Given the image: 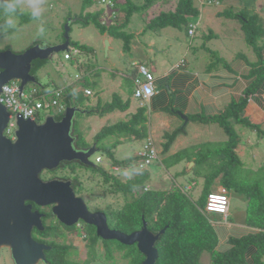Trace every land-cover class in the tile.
<instances>
[{"label":"crops","instance_id":"0c3cea01","mask_svg":"<svg viewBox=\"0 0 264 264\" xmlns=\"http://www.w3.org/2000/svg\"><path fill=\"white\" fill-rule=\"evenodd\" d=\"M109 1L110 0H102L92 5L93 10H103L101 20L106 24L113 23L116 16L122 17L121 15L123 14H120V12L113 7L114 4L110 5ZM131 1L136 4L138 3L137 0ZM143 1L144 0H141L139 4L143 3ZM170 1L173 2L172 5H174V2L177 0H158L151 4L147 10L134 12L141 14L143 18V24L135 32L128 30V26L131 22L130 20L134 13L131 15L125 27L128 32L133 34L129 48L133 56L129 58L128 63L122 62L123 60L121 59V55L125 51L122 47V41L121 48L118 50L119 55L114 59H110V50L114 52L115 38L106 33L100 34L98 32L101 41L105 42V39H108L107 52L105 48L103 51L102 47L101 52L102 54L105 53V57L109 61L110 73L117 76H110L107 83H105L104 77L102 76L104 72L99 71L101 69L100 67L94 66L93 69H88V72L93 78L91 82L95 84V87L96 83H98V93L93 97L90 103L92 106L90 109L86 106L85 108H81L83 111L85 109L92 110L93 113L87 114L82 111L81 114L87 115V118L90 119V125L95 126L96 123H99V127L95 130V134L93 135L95 139V135L106 126L105 124L114 125L119 122L129 121L131 117L141 111L142 117H144L143 122H140V118L134 122L141 128L138 133L144 135L141 138H136L135 133L129 135L128 133L125 135L119 134L117 135L119 139L116 141L118 142L116 145L131 139H141V148L137 147L131 150L130 157H133L138 152L144 150L147 140H151L153 146L157 150L158 156L156 160L150 163L147 170H145L146 177L151 173L154 174L156 172L172 169L177 174L189 176L190 183L184 185L183 183L175 182L176 184L174 185L171 184L158 189L168 190L176 185L180 188L186 186V189L189 191L191 190V185L194 184L197 179H193V167L196 166L194 161L183 158L177 163L167 164L165 160L171 159L173 154L184 148L198 145L202 142H224L228 139L226 135L219 137L218 129L222 127L219 123L204 122L197 120L195 117H210L223 113L232 102L240 101L253 82L254 76H250L251 65L257 63L260 57L264 59V35L262 36V47L260 46L259 51H256L252 45H248V47L241 51L240 48L245 45L244 40L238 42L235 49L231 51L226 41L222 38L226 37V40L235 43L238 40L237 35L242 33L240 25L233 22L237 17H232L231 14L227 13L229 10H232V8L241 10L251 9L252 11L256 9V11L260 12V17L264 25V0H193L197 12L187 17V26L177 28L178 31L176 32L173 30L175 33H169L170 30H167L168 27L172 26H166L156 30L148 29L147 23L149 20L163 10L162 8L167 7L168 10L170 5L167 3ZM211 5H215L217 8H213ZM241 14L242 12H240V15ZM229 19L230 21L228 22ZM239 20H241V17H239ZM191 24L194 25L195 28L194 32L189 34L188 30ZM198 28L199 33L197 34ZM145 29L152 30L151 33L153 34L147 35ZM183 32H185L191 42L189 44L187 43L186 46L179 40V35L182 36ZM165 34H172V37L170 38ZM156 40H158V46H155ZM61 41L60 39L51 44H56ZM169 42L173 43L169 46ZM174 42L180 44V52H188L187 58L182 57L177 61L171 62L169 56L164 58L160 55L161 53H166ZM215 42H221L224 46H228V50L231 51L228 57H226L224 46L219 43L215 44ZM145 47H147V53L142 51V55L139 56L141 48ZM95 50L94 48V52H96ZM202 52L205 54H202ZM209 52L219 53L220 56L211 59L206 55ZM147 59L151 60L150 66L153 71L149 68V62L146 61ZM137 63L146 65L154 76L153 84L155 92L153 95L143 100L133 95L134 85L132 76L137 73L135 68ZM51 83L54 82L52 81ZM65 85L75 86L76 90H79L83 94L82 101L87 96L84 94L85 88L92 91L90 95L94 93L93 89L87 85L82 87L80 84L75 85L73 82H68L62 85V87ZM114 96H118L122 102H126L128 107L125 110L117 108L112 111L100 113L103 105L109 103ZM77 106H79V103ZM240 115L251 118V123L257 125L262 124L264 127V82L253 92L248 94L246 106L241 111ZM229 120L233 126L236 127L237 134L244 133L245 129L241 124L234 121L232 117L229 118ZM107 121H109V123ZM178 129L181 131L177 133L168 148L165 149L164 144L167 140L168 133ZM79 135L80 134H78V136ZM239 142L242 143L241 139H239ZM240 143L236 148L238 147L237 149L241 154L243 149ZM115 146L111 151L116 161L129 158H124L122 156L119 158ZM193 158H195V156H193ZM135 159H133V161L131 160L126 165L119 166L113 163V160L110 158L106 165L112 171L123 169L124 172L120 176L122 178L119 177L120 180L123 181V177L126 175L127 179L130 178L131 170H127L130 167H136L134 163ZM242 161L244 164L243 158ZM159 176L162 181V173ZM161 181L158 180V183ZM144 187L151 189V185L148 183L143 185V188ZM213 191L224 192L229 196V207L226 216L216 213L209 214V219L217 239L216 250L219 252H226L231 247L230 239L247 237L259 229L245 222L246 200L242 202L243 205L241 204V210L240 207L235 210L234 207H231L232 197L230 193L219 183L213 185ZM254 252L255 247L249 246L247 248L244 256V264H253ZM200 263L211 264V256L208 251H204L200 255Z\"/></svg>","mask_w":264,"mask_h":264},{"label":"trees","instance_id":"16d2710c","mask_svg":"<svg viewBox=\"0 0 264 264\" xmlns=\"http://www.w3.org/2000/svg\"><path fill=\"white\" fill-rule=\"evenodd\" d=\"M101 0H82L83 9L86 6H92ZM113 7L117 9L122 17L116 16V19L111 24H106L101 20L103 13L102 9H97L92 12H87L83 16L81 25L92 24L100 34H107L113 38L120 39L122 41L123 50H129L130 41L133 34L125 30L131 15L134 12H142L147 10L151 4L158 0H144L141 4H136L131 0H110ZM168 1V0H166ZM197 12L194 7L193 0H177L174 5L170 6L168 10H161L158 14L147 23V28L156 30L158 28L172 26L176 28H182L187 26V17ZM21 17L22 14L18 13ZM231 16L237 17L232 14ZM243 18V28L246 33V40L249 42L256 51H259V46L256 42L261 38L260 27H255L251 24V19L248 20L244 15L239 16ZM22 18V17H21ZM122 18V20H121ZM32 20L31 14L23 16L22 22ZM71 27V23H70ZM71 31V28H70ZM261 36V37H260ZM63 41V35L61 36ZM80 53L90 54L94 52V48L90 45L74 41L70 38V48L64 53ZM63 53V54H64ZM77 63V59L74 57L67 59ZM42 60H36L33 62L31 69L32 74H36V70L41 66ZM79 62L78 65H81ZM251 75L254 76L253 82L245 92V95L238 102H232L230 106L221 114L203 117L196 116L195 118L204 122H217L226 131L229 136L224 142H202L198 145H193L188 148L179 150L171 156V159H166L165 162L177 163L178 161L186 158L193 160L194 164V177L203 176V186L198 204L196 200H192L188 194L183 192L180 187L173 186L168 190H159L151 188L144 190L138 196H133L131 200L124 201L121 207L117 210H111L108 216V225L110 228L120 230L125 233H130L134 230L140 229L143 221H146L147 228L153 232H158L164 228V232L159 236L155 242V247L158 251V257L156 259L157 264H201L200 255L204 251H208L211 256V264H244V256L249 246L255 247L253 254V264H264V164L261 163L259 167L246 168L240 157V152L236 148V141L238 140L237 133L235 134L234 128L231 127L229 118H234L239 124H243L245 127L255 130L257 124L251 123L248 119L240 116L241 111L244 109L247 103L248 94L253 92L262 82H264V59L259 58L255 63V70H251ZM37 87L40 91H51L53 88H59L57 84H53L49 88L47 84H41L40 86L31 84ZM86 85V84H84ZM42 88V89H41ZM64 95L65 102L68 105H77L79 101H82L83 94L76 90L73 85H65ZM39 91V92H40ZM128 107L126 102L118 96H114L113 99L103 105L100 113L112 111L114 109L125 110ZM87 114H92L93 111L85 109L83 111ZM58 119L59 116H56ZM143 122L142 112L131 117V120L126 122H119L118 124L105 126L95 135L96 145L99 146V142L106 136L115 132L119 134H133L136 138H141L143 135L138 133L137 125L134 122L139 120ZM126 131V133H123ZM181 130H174L167 135V140L164 144V148L167 149L170 143L173 141L177 133ZM74 134H76L74 129ZM78 135V134H77ZM80 135L77 139V144L82 142L83 146L87 143L81 140ZM239 141V140H238ZM99 146L100 152L106 153L109 158L113 160V163L123 166L129 163L133 157H129L126 160L116 161L113 157L111 149L117 144ZM195 156V158H193ZM96 167V166H95ZM91 167V169H100L103 174L104 180L108 182L113 181L115 188L118 185L124 190H127L140 178L132 181L130 185H125L120 182L119 179L111 177L101 168ZM204 167H206L204 169ZM257 169V170H256ZM128 184L130 182H127ZM219 183L227 192L235 191L244 196L246 200L245 209V222L246 224L256 227L259 230L253 234L240 238L230 239L231 247L226 252H219L216 250L217 239L212 228L209 214L204 213L206 197L208 193L213 191V185ZM116 189V191L118 190ZM132 194H134L131 191ZM214 214V213H213ZM71 229V227H66ZM86 230L90 244L88 245L89 251H93V244L100 239L96 235L95 227L93 225L86 224ZM106 246L105 258L114 259L113 252L120 251L121 257L126 260V264H142L144 255L139 252L136 244L125 245L116 240H102ZM110 244V245H109ZM52 249L47 252L46 259L50 264H75L69 261L68 252L64 244L52 242ZM112 245V247H111ZM95 254H92V258Z\"/></svg>","mask_w":264,"mask_h":264},{"label":"rangeland","instance_id":"374dc122","mask_svg":"<svg viewBox=\"0 0 264 264\" xmlns=\"http://www.w3.org/2000/svg\"><path fill=\"white\" fill-rule=\"evenodd\" d=\"M136 1V0H134ZM141 0H137V4L139 5ZM176 3V1H175ZM194 3V2H193ZM17 6L22 8L23 10L26 9V7L31 6L32 12H30L32 16V20L26 24H22L19 28H17L18 19H15V15L13 16L14 12L9 13L7 10L9 9V6L2 5L0 6V14H5L11 17V21H0V33L4 34L3 38H0V49H3L6 47V45L9 44L11 47V50L14 52H20L25 50L29 44H31L33 41H36L38 43L47 42H57L61 39V36L63 35V28L64 24L67 20L71 21V31L69 33V36L72 40L78 41L80 43H84L87 45L92 46L95 48L96 52L90 53V54H80V53H72V56L77 59L78 61L72 62L70 60L64 59V52H59L53 55L50 59L42 60V64L40 67L36 70V76L38 79L42 82V84H47L50 87H52L53 84H57L59 87H62V85L73 82L75 85H81L84 87L86 84L88 87L93 89L94 93L92 95H87L83 101H79V107L85 108L88 107L89 109L91 106V101L93 100V97L97 95V85L94 86L91 82L92 76L88 72V69H93V67H100L101 69L99 71H103L102 76L104 77L105 83H107L108 78L115 77L117 75L110 73V67H109V61L105 57V53L102 54L101 47L104 51V42L101 41V38L99 37V31L92 25H81L83 16L87 12L94 11L92 6H86L83 9L82 6V0H18L16 2ZM170 6H172L173 2L167 3ZM195 4V3H194ZM45 6V7H44ZM213 8H217L215 5H211ZM27 7V8H28ZM34 9V11H33ZM163 10H167L166 8H162ZM26 11V10H25ZM35 12V14H33ZM240 12H242L241 15H244L248 18V20H252L251 24L255 25V27H260L257 29H261V36L264 35V25L260 17L259 11H252L251 9H233L229 10V14H235L237 15V18H235V21L240 25V30L242 33H239L237 35V42H229L226 40V37L222 38L226 43L228 44L231 51L235 49V46L240 41H245V45L240 48L241 51L248 47V45H251L246 40V33L245 29L243 28V18L241 17V20H239ZM5 15H1L0 17H5ZM231 17V16H230ZM233 17V16H232ZM13 18V19H12ZM142 15L139 13H134L132 15V19L130 20L129 24V31L135 32L137 29L141 27L143 24ZM197 19V17H196ZM230 19L228 20V22ZM17 24V25H16ZM12 27H16L14 31H12L10 34H7V31H10ZM146 28V26H145ZM126 30V29H125ZM147 31V35H151L153 33L152 30L145 29ZM167 30H170L169 33L173 32L175 33L178 31L177 28L168 27ZM175 32H174V31ZM146 33V32H145ZM164 33V31H163ZM199 33V28L197 30V34ZM227 34V33H226ZM168 37H172V34H165ZM260 36V37H261ZM179 40L182 41L185 46L187 43H191L189 41L188 36L185 34V32L182 33V36L179 35ZM264 37V36H263ZM263 37L259 38L256 42L257 46L262 47V40ZM191 40V39H190ZM173 42H169V46ZM222 44L221 42H215V44ZM223 45V44H222ZM154 46V45H152ZM155 46H158V40L155 42ZM224 46V45H223ZM228 46H224L226 57H228L230 50H228ZM252 47V46H251ZM121 48V40L116 39L114 40V52L110 50V59L116 58L118 54V50ZM180 44L174 42V44L168 49L166 53H161L160 55L164 58L170 57V61H177L182 57L187 58L188 52H180ZM186 50V49H185ZM142 51L147 53V47L141 48L139 52V56L142 55ZM155 51V50H154ZM132 52V51H131ZM129 50H125L123 54L121 55L122 62L128 63L129 58L133 56ZM149 53V52H148ZM136 54V53H134ZM155 54V53H154ZM202 54H205L202 52ZM211 59H215L216 57H219V53H207L206 54ZM149 62L148 66L153 71V69L150 66V59L146 60ZM79 62H82V66L78 65ZM251 70H255V64L251 65ZM136 68V65H135ZM148 68V69H149ZM149 69V70H150ZM150 70V71H151ZM252 77V75L250 74ZM256 78V75H254ZM54 83H51V82ZM28 87V86H26ZM87 101V102H86ZM53 111V110H52ZM46 112H39L38 118L42 121ZM241 116V115H240ZM243 118L248 119L249 121L251 118L243 116ZM230 123L231 121L228 120ZM109 123V121H107ZM251 122V121H250ZM106 126H110L108 124H105ZM245 131L243 134H237L234 136H238V140L241 139L242 143H240L238 140L236 141V146L241 145L242 153L240 154L241 159L244 160V166L246 168H255L256 166H261V163L264 164V127L262 124H259L255 130H251L247 127H245L243 124ZM99 127V123H96L95 126L90 125V119L87 118L86 114L76 113L74 120H73V128L75 129L76 134L81 135V140H86L87 143L86 146H89L90 143L94 142L95 139L93 138V135L95 134V130ZM220 127V126H219ZM231 127L234 128L235 134L237 133L236 127L233 126L231 123ZM138 131L141 129L138 126L136 127ZM123 133H126V131H123ZM219 137H223L226 135V137H229L226 134V131L223 127H220L218 129ZM13 135V134H12ZM217 137V136H216ZM218 137V138H219ZM217 138V139H218ZM119 136H117V133L113 132L106 136L102 141L99 142V146H102V144L105 145H112L111 143H116L118 141ZM204 139V138H199ZM142 140H127L126 142L122 144L116 145V153L118 157H130L131 156V150L138 148H141ZM80 146H83L82 142H79ZM98 146V147H99ZM238 148V147H237ZM101 156L102 161L101 162H95L96 156ZM135 159V155L133 156ZM91 159L95 162V164L98 166V168L103 169L107 172V174L111 175V177H115L120 180V177L122 173L124 172L123 169L119 171H112L108 168L106 163L109 161V157L106 153L98 152L91 156ZM133 161V159H132ZM135 161V160H134ZM150 165V164H149ZM149 165L145 166L143 169H139L137 167H130L127 171L131 170L130 178L127 179V175L123 177V181L120 180L122 184L130 185L132 181H135L136 179L140 178L138 181H136L133 186L128 188L127 190H124L122 187L118 188V185L115 188L113 181L109 180L106 182L104 180L103 174L100 172V169H91L88 167H79L75 166L76 168L72 169L69 167L68 169H64L62 171V174L65 172L68 176H71L72 178H76L80 181L81 187H77L76 191H78L79 195L81 196L88 207H90L92 210H98L102 209L105 213H107V216L110 215L111 210H117L121 207V205L124 203V201L131 200L133 196H138L141 192L144 190H149L147 187L143 188V185L146 183L151 185V188H162L164 186L174 185L175 182L188 184L190 183L189 176L185 174H177L174 170H168V171H161L156 172L154 174H148L146 177L145 170L149 167ZM155 166V165H154ZM206 167H204L205 169ZM194 169V167H193ZM100 170V171H99ZM133 170V171H132ZM257 170V169H256ZM74 172L75 175H71ZM162 173L163 180L161 181V177L159 176ZM58 174H61V172H58ZM140 176V177H138ZM120 177V178H119ZM132 178V180H131ZM196 182L191 185V190L188 191L186 189V186L184 188H181L183 192L188 194L192 200H196V202L199 204V196L201 194V189L203 186L204 178L203 176L196 177ZM158 180L161 181L158 183ZM173 180V182H172ZM127 182H130L129 184ZM179 187V186H178ZM134 194L131 193V191ZM230 196L232 197L231 200V207H234L235 210H237L240 207V210L242 208V202L245 200L244 196L235 192L230 191ZM236 198V199H235ZM238 198V199H237ZM240 198V200H239ZM242 204V205H241ZM90 210V209H89ZM62 224L58 223V225H54L52 227V233H55L56 231H62ZM78 236L72 237L67 239L66 242L70 244L71 250L76 251V254L70 255L69 261L76 262L75 264H126V260L121 257L120 251H114L113 257L114 259H106L105 258V250L102 248L100 239L96 241V243L93 244V251H89L88 245L90 244V241L88 239V234L86 228L79 229L76 231ZM53 240L56 243L62 244L65 240L61 236H53ZM92 254H95L92 258ZM11 256L8 254V252L5 250H0V264H13L11 262Z\"/></svg>","mask_w":264,"mask_h":264},{"label":"water","instance_id":"95a60500","mask_svg":"<svg viewBox=\"0 0 264 264\" xmlns=\"http://www.w3.org/2000/svg\"><path fill=\"white\" fill-rule=\"evenodd\" d=\"M70 21L63 28V41L40 46L36 43L23 51L0 50V92L4 84L17 80L19 90L25 85L42 82L31 73L33 62L53 57L70 48ZM108 39L104 48L107 52ZM83 110L77 105H68L57 119L46 115L41 122L16 116L15 140L3 132L8 122V110L0 102V249L10 252L13 264H38L45 261L44 250L50 246L31 238V227L37 213L27 215L23 199H32L38 205H52V214L61 223L71 226L78 221L95 227L96 235L103 240H116L125 245L136 244L144 255L142 264H157L158 251L155 242L164 228L153 232L143 221L140 229L125 233L110 228L104 211H89L83 198L75 195L71 181L58 177L43 181L39 173L55 169L62 162H74L84 167H95L91 156L100 152L95 143L78 147L73 120ZM20 209V212H19ZM35 219V220H34ZM38 220V219H37ZM36 225L39 226L38 222Z\"/></svg>","mask_w":264,"mask_h":264},{"label":"built area","instance_id":"2783aa9c","mask_svg":"<svg viewBox=\"0 0 264 264\" xmlns=\"http://www.w3.org/2000/svg\"><path fill=\"white\" fill-rule=\"evenodd\" d=\"M102 1V0H101ZM110 5L112 3L109 1ZM194 25L189 26V34L194 32ZM76 53V51L74 52ZM64 59L72 58V53H64ZM137 73L132 76L133 81V95L138 99H145L154 94V76L148 67L144 64H136ZM28 86V87H26ZM42 89V88H41ZM37 87L31 84L25 85L23 90H19V83L17 80H11L4 84L0 92V102L4 104L8 110V122L6 126L7 134H14L16 128V116H21L23 119L36 120L41 122L38 118L39 112H46L45 116L52 114L61 116L68 106L65 102L64 88H53L51 91H40ZM92 91L88 88L84 89V94L90 95ZM53 110V111H52ZM44 116V117H45ZM158 156L157 150L152 144L151 140H147L144 150L135 155V165L139 169H143L152 161L156 160ZM96 162H101V156L95 157ZM229 207V196L224 192H210L206 197V202L202 211L206 214L216 213L226 216Z\"/></svg>","mask_w":264,"mask_h":264},{"label":"flooded vegetation","instance_id":"af4514ba","mask_svg":"<svg viewBox=\"0 0 264 264\" xmlns=\"http://www.w3.org/2000/svg\"><path fill=\"white\" fill-rule=\"evenodd\" d=\"M18 0H0V6L2 5H5V6H9V8L11 7H14L15 8V11L13 13V16L15 15V19L17 18L18 21H17V28H19L22 24H26L30 21H27V22H22V18L23 16H27L30 14V12H32V7L31 6H27L26 7V11L23 10L22 8H20L19 6H17L16 2ZM45 7V6H44ZM34 11V9H33ZM18 13H21L22 14V18L18 15ZM1 15H5V14H0ZM13 19V18H12ZM11 21V17L8 15H5V17H0V21ZM16 24V25H17ZM16 27H12L10 28L11 30L10 31H7L6 33L7 34H10L12 31L15 30ZM4 37V34H1L0 33V38H3ZM38 42L36 41H33L31 44H29L28 47L36 44ZM40 44V46H46L48 43L47 42H42V43H38ZM27 47V48H28ZM5 49H11V47L8 45H6V47H4L3 49H0V50H5ZM3 134L8 137L11 141H14L15 140V135H9L7 134V130H6V127L4 129V132ZM77 136V139H78V135L75 134ZM77 139H76V145L78 147H84V146H80L77 144ZM96 142H92L90 143L93 144ZM97 146V145H96ZM96 162V161H95ZM75 166H79V167H82L81 164H78V163H74V162H62L60 165H58L57 168L51 170V169H48V168H45L43 169L40 173H39V177L41 180L43 181H47V180H50L51 178L53 177H58V178H61V179H64V180H69L71 181V187L75 193L76 196H78L79 192L76 191L77 187H81V183L79 180H77L76 178H72L71 176H68L67 174H65V172L62 174V171H64V169H68L69 167H71L72 169L76 168ZM88 168H91V167H88ZM95 168H98V166L96 165ZM70 169V168H69ZM58 172H61V174H58ZM71 175H75L74 172L71 174ZM78 197H81V196H78ZM82 198V197H81ZM84 200V199H83ZM85 202V200H84ZM22 203V206L27 210V215H32V213H37L38 214V217L36 218L35 220V224L32 225L31 227V238L33 240H35L36 242H39V243H42V244H45L47 246H50V249L48 250H44V254H45V259H46V254L47 252H49L53 245H52V242H55L53 240V236H61L65 241L62 243L65 245L66 247V250L67 252L70 254V255H73V254H76V251L74 250H71L72 248H70V244L66 242L67 239L71 238L72 237H77L78 234L76 231H78L79 229H82V228H86V223H84L83 221H78L77 223L71 225V226H67L63 223H61L58 219H56V217L52 214V205H38L36 204V202L32 199H23V201L21 202ZM86 203V202H85ZM87 205V204H86ZM88 207V206H87ZM88 209H90L89 211L91 212H95V211H103L102 209H98V210H92L90 207H88ZM19 212H20V209H19ZM106 212V211H105ZM107 215V213H106ZM38 219V220H37ZM36 222H38L39 226L36 225ZM107 222H108V216H107ZM58 223H60V225L62 224V228L63 230L62 231H56L55 233H52V227L54 225H58ZM66 227H71V229H68ZM103 239L100 238V242H101V245H102V248L104 250H106V246L105 244L102 242ZM110 241V240H109ZM110 245V244H109ZM112 247V245H111ZM4 248H1L0 250H3ZM5 250L8 252V254H10L9 250L5 248ZM68 255V257L70 256ZM12 262V261H11ZM38 264H50L47 259L45 261H40Z\"/></svg>","mask_w":264,"mask_h":264},{"label":"clouds","instance_id":"9594fccd","mask_svg":"<svg viewBox=\"0 0 264 264\" xmlns=\"http://www.w3.org/2000/svg\"><path fill=\"white\" fill-rule=\"evenodd\" d=\"M7 11H8L9 13L14 12V11H15V8H14V7H11V8H9ZM33 14H35V12H34Z\"/></svg>","mask_w":264,"mask_h":264}]
</instances>
